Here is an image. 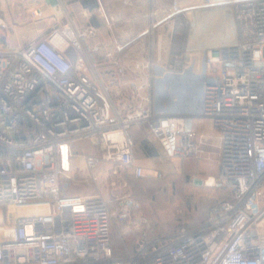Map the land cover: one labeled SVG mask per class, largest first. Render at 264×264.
Segmentation results:
<instances>
[{
	"label": "built area",
	"instance_id": "obj_1",
	"mask_svg": "<svg viewBox=\"0 0 264 264\" xmlns=\"http://www.w3.org/2000/svg\"><path fill=\"white\" fill-rule=\"evenodd\" d=\"M230 1L239 38L204 49L201 99L191 111L218 133L214 180L229 198L200 224L170 234H154L131 196L110 203L99 193L60 195L59 177L67 176L60 155L70 161L73 144L88 140L101 149L78 153L90 171L105 160L143 177L130 128L146 123L165 157L208 158L189 112L152 104L114 51L103 53L108 64L98 61L101 45L83 42L92 27L66 21L46 36L0 47V226L11 227L0 230V264H264V0ZM173 64L151 63V75H181L183 62ZM114 225L121 235L139 234L122 252L112 243Z\"/></svg>",
	"mask_w": 264,
	"mask_h": 264
},
{
	"label": "crops",
	"instance_id": "obj_2",
	"mask_svg": "<svg viewBox=\"0 0 264 264\" xmlns=\"http://www.w3.org/2000/svg\"><path fill=\"white\" fill-rule=\"evenodd\" d=\"M175 1L176 10L172 7L173 0H0V5L7 7L6 11L0 14V27L6 36L4 29L6 22L33 23L35 37L48 35L66 21H70L80 29L92 27L94 34L84 38L83 42L85 46L92 43L101 45L100 52L95 55L98 61L108 64L109 61L103 53L105 50L114 51L115 55L121 56L122 61L133 69V73H128L125 77L141 80L143 83L141 95L150 96L152 104H157L170 113L177 109L189 112L190 123L197 134L202 136V147L208 155V158L196 160L209 159L214 162V170L197 166L199 172L206 177H215L218 171L217 151L220 143L218 133L210 119L192 114L191 111L196 110L201 99L204 49L216 46L217 40L223 39V23L231 34L232 3L230 0H220L210 4H206L204 0ZM213 13L214 15L216 13L214 29L211 28ZM215 29L216 31L213 32ZM21 31L20 27L13 28L11 34L15 35L14 38L20 39ZM17 41L18 44L21 43L20 40ZM235 41L220 44L218 42L217 46ZM118 44H121L119 51ZM176 56L184 64L178 66V69L183 70L181 75L174 73L163 79L153 78L151 74L154 68L151 67V63H158L164 68H177L173 64ZM109 68L110 66H106V69ZM133 127L130 128L132 137ZM147 130L150 134L149 139L151 141L154 139L157 143L158 155L164 156L157 140L148 128ZM133 139L136 162L143 166L148 165L149 155L140 156L135 151L136 145L142 139L137 142L134 137ZM64 168L66 171L69 169L65 165Z\"/></svg>",
	"mask_w": 264,
	"mask_h": 264
},
{
	"label": "rangeland",
	"instance_id": "obj_3",
	"mask_svg": "<svg viewBox=\"0 0 264 264\" xmlns=\"http://www.w3.org/2000/svg\"><path fill=\"white\" fill-rule=\"evenodd\" d=\"M6 9V6L0 5V14H3ZM211 16V28L213 26L215 28L214 24L216 21H214V16H216V13ZM222 16L224 19V15ZM5 26L4 29L8 39L0 27V47L2 48L14 47L37 37L34 35L35 24L33 23L12 21L6 22ZM23 26H26L25 29L22 28ZM18 27L22 30L20 39L17 35L18 39L14 38V34H11L13 28L18 29ZM209 30L212 31L211 29ZM217 30H219L218 27ZM231 30V34H229L225 23H223L222 33L224 37L221 41L217 40L216 44L218 45V42L220 44L221 42L237 40L239 34L234 20ZM215 31L216 29L213 32ZM227 34L229 35L227 36ZM17 40H20L21 43L18 44ZM213 41L215 42L216 40ZM178 56L174 57V60H180ZM131 132L136 142L141 139L143 141H139L140 143L138 142V145H136V153L140 156L148 154L150 157L148 158L150 160L148 161L149 164L144 165L147 172L145 176L133 178L129 169L115 167L105 160H102L97 167L90 171L84 164L81 165V156L78 153L89 152L99 155L101 154V149L97 145L93 146L88 140H82L73 145L75 153L71 155L70 169L65 172L67 176L62 175L59 177L60 195L99 193L109 200L110 203H114L115 195L125 194L131 196L140 203L139 214L145 216L153 224L154 234L173 233L180 226L200 222L207 207L214 200L225 194V191L217 187V185L207 186L203 183L196 184L194 182V177L206 178L205 174L199 172L198 167H208L214 170V162L209 159L196 160L198 157L182 159L179 157L167 158L159 156L156 141L149 139L150 134L146 123L134 126ZM141 145H143L142 148L140 147ZM60 156L66 159L68 155L63 150ZM63 164L69 168L68 160H64V163H61L62 169H64ZM114 169H116V173L112 172ZM154 170L159 173L155 175ZM91 173L96 179L91 178ZM112 181L115 182L114 185H111ZM261 191L264 192V182L261 186ZM5 211V205H0V225L6 224ZM119 227L118 225L113 226V234L116 232L114 236L117 238L120 235Z\"/></svg>",
	"mask_w": 264,
	"mask_h": 264
},
{
	"label": "trees",
	"instance_id": "obj_4",
	"mask_svg": "<svg viewBox=\"0 0 264 264\" xmlns=\"http://www.w3.org/2000/svg\"><path fill=\"white\" fill-rule=\"evenodd\" d=\"M132 176H133V178H142V177H136V176H134L133 174H132ZM214 186H216V185H214ZM217 187H219L218 185H217ZM220 188V187H219ZM220 189H222V188H220ZM223 191H225V194L223 195V196H221V197H219V198H217L216 200H214L208 207H207V209H206V211H205V214L203 215V217L201 218V221L200 222H197V223H192V224H187V225H183V226H180V227H186V228H191V227H194V226H196V225H198V224H200L205 218H206V216L208 215V213L210 212V209H211V207L218 201V200H220V199H222V198H229V193L226 191V190H224V189H222ZM179 227V228H180ZM179 228H177V229H179ZM176 229V230H177ZM175 230V231H176ZM113 231H114V229H112V243H113V245H114V247H115V249H116V252H122V246H123V243H127V244H129V245H131V244H133V240H134V238L137 236V235H139L138 233H136V232H131V233H127V234H125V235H119L118 236V238L116 237V236H114V234L116 233V232H114V234H113ZM174 232V231H173ZM172 233V232H171ZM165 234H167V233H165ZM168 234H170V233H168Z\"/></svg>",
	"mask_w": 264,
	"mask_h": 264
},
{
	"label": "water",
	"instance_id": "obj_5",
	"mask_svg": "<svg viewBox=\"0 0 264 264\" xmlns=\"http://www.w3.org/2000/svg\"><path fill=\"white\" fill-rule=\"evenodd\" d=\"M207 80H208V77H207ZM194 182L196 184H202L203 183L207 186L218 185V184H215L214 176H207L205 179L195 177Z\"/></svg>",
	"mask_w": 264,
	"mask_h": 264
},
{
	"label": "bare ground",
	"instance_id": "obj_6",
	"mask_svg": "<svg viewBox=\"0 0 264 264\" xmlns=\"http://www.w3.org/2000/svg\"><path fill=\"white\" fill-rule=\"evenodd\" d=\"M70 165H71V164H70ZM70 165H69V169H70V167H71ZM24 210H25V208H19V209H18L19 212H23ZM1 229H4L5 231L8 232V231L11 230V227H10V226H7V227H6V226H5V227L0 226V230H1Z\"/></svg>",
	"mask_w": 264,
	"mask_h": 264
}]
</instances>
